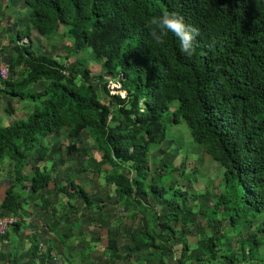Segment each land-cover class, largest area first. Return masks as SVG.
I'll return each instance as SVG.
<instances>
[{
  "label": "trees",
  "instance_id": "1",
  "mask_svg": "<svg viewBox=\"0 0 264 264\" xmlns=\"http://www.w3.org/2000/svg\"><path fill=\"white\" fill-rule=\"evenodd\" d=\"M2 1L0 22H8L13 57L8 79L0 80L8 115L7 123L0 119V170L9 181L0 217L16 218L8 230L17 233L30 215L26 204L46 214L56 208L45 195L51 185L53 196L67 198L66 206L60 201L63 212L48 224L51 244L42 252L36 242L31 254L39 259L40 253L48 263L55 243L81 237L67 221L79 214L76 203L101 213L107 197L108 205L125 209V217L115 214V220L133 222L123 227L125 254L117 234L121 225L108 234L107 264H264V0H23L22 25V13L6 16ZM165 12L199 29L191 57L173 33L161 44L153 41L147 22ZM34 32L48 44L61 33L75 61L63 66L51 55H37ZM82 51L107 77L100 79L101 92L91 82V67L77 60ZM113 82L126 97L110 95ZM14 102L17 110L22 107L20 117ZM173 102L177 107L170 111ZM180 120L221 169L222 188L211 206L195 208L200 195L171 179L174 166L150 174V155L164 153L167 127ZM56 135L90 141L83 151L71 141L64 152L69 158L99 152L101 162L90 158L79 171L90 170L89 182L111 187L117 199L92 197L72 178L57 181L48 172L49 141ZM198 215L205 226L196 222ZM195 227L198 240L191 246L187 236ZM244 229L250 231L246 237ZM17 250L4 256L8 264H16ZM63 257L67 264H95L83 252L65 251Z\"/></svg>",
  "mask_w": 264,
  "mask_h": 264
},
{
  "label": "rangeland",
  "instance_id": "2",
  "mask_svg": "<svg viewBox=\"0 0 264 264\" xmlns=\"http://www.w3.org/2000/svg\"><path fill=\"white\" fill-rule=\"evenodd\" d=\"M3 7L2 10L5 11L6 16L14 18L17 14H21V17H18V23L19 25H22L26 22V16L25 12L22 9H26V6L24 5L22 7L23 0H3ZM8 6H7V5ZM8 25L7 21L0 22V67H4L7 71V74L9 75V63L8 61L12 59L13 54L10 53V39L12 37V34L10 32L6 31V27ZM37 34L34 32L32 35L31 43L34 48V52L37 55H51L56 61L59 62L60 65L68 66L69 64H72L75 59L68 58V53L64 49V46H69L71 43L69 41L63 40L61 33H59L58 38L54 39L53 43L48 42H39L38 41ZM41 40V39H39ZM27 40H22L20 44H26ZM8 46V47H7ZM77 60H85L89 67H91V71L94 72V74L91 75V82L94 83L97 90L100 92L103 90V86L100 83L101 77L104 76V72H101V68L99 64L90 57L89 52L82 51L78 54ZM107 77H105L103 80L105 81ZM42 86V85H41ZM40 84H38V87L41 88ZM120 84L117 83H110L108 85V90L110 93L114 95H121V97L124 96L125 93L121 92L119 90ZM111 95V94H110ZM102 98L104 99L106 96L105 94H101ZM7 103V98H2L0 96V119H2L5 123L8 122V119L6 116L5 108ZM15 103L16 110L19 105ZM177 107V104L173 102L171 104L170 111H173ZM22 107H19L17 110V116L20 117L22 113ZM76 142L77 147L83 151L86 148H90V144L88 140H84L80 138L79 140H74L72 138H67L64 135L59 136H53L50 138L49 145H50V158L51 163L45 164L46 169L53 172V177L56 178L57 181L65 180V177L72 178L73 180H76L80 184H84L86 187V191L90 194L92 197H96L98 195H110L113 198L117 199L115 195L112 193L111 187L104 185L101 181L96 180L94 182H91L88 185V182L90 178L92 177V173L90 170H87L86 172H81L79 169L83 167L84 162L86 163L88 159L94 158L97 163L101 162V154L97 151L92 152V155H86L85 153L81 152L80 156H69L65 154L64 152V146H66L69 142ZM179 146V147H178ZM92 148V144H91ZM161 149L163 150V154H160L158 152H153L150 155V158L148 160V167L150 170V174L156 171V169L164 168L165 165H171L176 168L177 171L172 173L171 179L175 181H180V186H182L188 194H199V198L196 202V209L199 208L201 203H205L208 206H211L214 200L215 195L220 191L222 188L221 186V180L219 178V174L221 173V169L218 166V163L214 162L210 156L204 151L203 147L196 143L194 140L191 139L189 135V131L186 127V124L183 120H180L179 124L177 125H168L167 127V140L161 145ZM63 153V159L69 158V161L67 164L62 163V156ZM83 165V166H81ZM80 174H79V173ZM1 176V183L8 184V177H4L5 173H0ZM133 176V175H131ZM96 178V177H95ZM94 178V179H95ZM0 183V184H1ZM53 187V185L50 186V189ZM109 189H108V188ZM198 191V192H197ZM50 201L53 203L54 206H56V210H59V213L63 212L62 206L57 203L58 201H62L64 206H66L67 198L65 196H57L54 197L52 193V189L46 194ZM108 207L102 212H94L92 210H89L83 206V204L78 201L76 203L77 209H78V215H74V218L77 219V228L75 229V232H80L83 236L80 241L84 243V247L76 246L75 243L72 241L71 248L69 250H74L77 253L83 252L87 256V260L89 262H94L95 264H100L101 262H108L107 257L104 254L103 248L105 247L107 241V231L105 229H102L99 227V223L95 220H100V215L105 212H110L112 216L114 214L119 215L121 213L120 219L124 218L126 213H124L125 209H119L116 207V203L113 204L112 201H109ZM151 202H154L151 199ZM192 203V202H191ZM30 210H27L31 212L32 216L30 219L34 221L35 223L41 224V221H48L50 216L54 213L55 209L48 215V213H40L38 210L37 212H34V208L31 206L29 208ZM68 209L70 210L69 206ZM30 214V213H29ZM41 214H44L41 215ZM48 215V216H47ZM87 216V217H86ZM92 218L91 223H89V219ZM196 222L202 224L203 226L206 225V222L203 220L202 216L198 215L196 216ZM101 221V220H100ZM121 223L122 228H118L119 238H120V245L123 246L124 252L127 251L126 245L128 239V235H123V227L124 225L133 223L129 219L125 221L123 219ZM37 224V225H38ZM138 230L140 229V221L137 220V222L134 223ZM209 229V228H208ZM207 231L211 232L210 229ZM45 233L48 232V230L43 229ZM224 231V230H223ZM222 231V232H223ZM197 228H192L191 234L187 236L188 243L191 246H195L198 240L197 235ZM207 232V233H208ZM44 233V237H48ZM249 230H243V236L249 235ZM80 238V237H79ZM44 238L39 241V245H43L42 248H44ZM50 240V236H49ZM125 254V253H124ZM75 259H79L78 256H75ZM58 261V260H57ZM67 264L63 260L61 264ZM59 264V263H58ZM123 264H139L138 261L133 260V262H125ZM170 264H174V262H171Z\"/></svg>",
  "mask_w": 264,
  "mask_h": 264
},
{
  "label": "crops",
  "instance_id": "3",
  "mask_svg": "<svg viewBox=\"0 0 264 264\" xmlns=\"http://www.w3.org/2000/svg\"><path fill=\"white\" fill-rule=\"evenodd\" d=\"M61 159H62V163H64V164H67L68 163V162H64L65 159H63V153H62ZM50 163H51V158L48 161V164H50ZM48 172H50L53 175V172H51L49 170H48ZM0 173H5V171H1L0 170ZM0 179H1V176H0ZM63 181H64V179H63ZM74 181H75V183H77L79 185L85 186L84 184H80L76 180H74ZM0 183H1V181H0ZM90 183L91 182H88L87 187L89 186ZM8 185H9V183L8 184H3V182L0 184V201L2 200V198L4 196L3 195L4 194L3 192H4V190L7 189ZM51 189L49 187L48 188V191L46 192V194ZM85 189H86V187H85ZM54 197H57V196H54ZM104 198L107 200L106 203H107V207H108V199H107V197H104ZM48 199H49V197H48ZM49 200H51V199H49ZM57 203L60 205V201L57 200ZM26 205H28V204H26ZM26 205L24 206L25 207V210H30L29 208L31 207V205L30 204L28 206H26ZM59 207H61V206H59ZM56 209L57 208H55V211H53L54 209H52L48 213V215L52 211L54 213L50 216L49 220L48 221H44V222L41 221V224H38V223H35L34 221H32L30 219V217L32 216V214H31V212L27 211V213H30V215H28V216H26L24 218V228L22 230H20L19 232H17V233H13L11 231V229H9L8 230V233H7V236L4 237V239H0V264H8L5 261L4 256L7 255V254H9V253H11V252L12 253L15 252L16 249H18L17 250L18 257H17V260H16V264H42V263H44V261L41 260L40 253H38L39 259H37V257H35V256H33L31 254L30 250H31V246L33 244L35 245L36 242L39 243V241L42 240L43 238H44V240H43L44 241V248L42 249V252L45 249L48 248V245L49 244H51L50 241H52L54 239V234L49 231L48 224H50V222L54 219V215L59 212V210H56ZM33 210H34V212H37L38 211V209L35 208V207H34ZM40 213H41V211H40ZM104 214L110 215V218L109 219H106V218L103 217V214H101L100 215V220L101 221L100 220H97V219H95V220L99 223V227L100 228L105 229L107 231V238H108V234H110V232H113L114 230H116L115 228L116 227H119L121 224H120V222H118V220H115L114 216H112L110 214V212H105ZM88 219H89V223H91L92 221H94V220H92V218L91 219L88 218ZM58 221H59V224H60V228H62L64 226V216H62L61 219H58ZM67 221H69V226L73 230L74 234H77V235L80 234L81 237L80 238L73 237L72 239H68L65 242V245H60L58 243H55L54 244L55 245L54 246V249L51 252L52 259L48 263L45 262L44 264H58V263L61 264V262L63 260V256L65 254V251L67 253L75 252L74 250H69V248H71L72 241L75 243L76 246H80L81 248L84 247V243L83 242L80 243L83 235L80 232H75V229L78 227L77 226V223H78L77 222V219L74 218V215H69V220H67ZM111 223L113 225H111ZM127 225H129V224H127ZM45 227L48 230L47 233H45V231L43 230V229H45ZM119 228H122V227L120 226ZM44 233L46 235H48V237H44L43 236ZM49 236H50V240H49ZM126 240H127V243L129 244V240L128 239H126ZM107 244L108 243L106 242L105 247L107 246ZM119 245H120V240H119ZM105 247L103 248V250H105ZM120 247H121L120 254H124V253L127 252V251L124 252L123 246L120 245ZM104 254H105V251H104ZM130 262H133V261H130ZM107 263L106 262H101L100 264H107ZM123 263H125V262H123ZM123 263H119V264H123Z\"/></svg>",
  "mask_w": 264,
  "mask_h": 264
},
{
  "label": "clouds",
  "instance_id": "4",
  "mask_svg": "<svg viewBox=\"0 0 264 264\" xmlns=\"http://www.w3.org/2000/svg\"><path fill=\"white\" fill-rule=\"evenodd\" d=\"M147 27L149 28L150 35L156 44L163 43L164 37L167 36L168 33H173L180 41V50L188 57L193 55L194 44L196 42V38L200 35V31L197 27L187 24L183 16L174 12H165L160 16H153L147 22ZM8 76L9 75L7 74V79ZM119 90L125 93L121 90V85ZM110 94L114 95L112 93ZM123 97H126V94H124ZM39 247H43V245H39Z\"/></svg>",
  "mask_w": 264,
  "mask_h": 264
},
{
  "label": "built area",
  "instance_id": "5",
  "mask_svg": "<svg viewBox=\"0 0 264 264\" xmlns=\"http://www.w3.org/2000/svg\"><path fill=\"white\" fill-rule=\"evenodd\" d=\"M0 79H7V72L4 67H0ZM16 222L14 217H0V235L4 236L10 225Z\"/></svg>",
  "mask_w": 264,
  "mask_h": 264
}]
</instances>
